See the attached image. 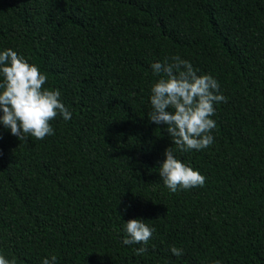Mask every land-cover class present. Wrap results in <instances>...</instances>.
Returning a JSON list of instances; mask_svg holds the SVG:
<instances>
[{"label": "trees", "instance_id": "16d2710c", "mask_svg": "<svg viewBox=\"0 0 264 264\" xmlns=\"http://www.w3.org/2000/svg\"><path fill=\"white\" fill-rule=\"evenodd\" d=\"M7 49L47 75L71 119L57 115L43 140L0 125V254L17 264H264V0H0ZM174 56L227 98L200 151L176 150L148 119L151 65ZM172 146L203 187L163 184ZM131 219L155 229L143 255L122 242Z\"/></svg>", "mask_w": 264, "mask_h": 264}, {"label": "clouds", "instance_id": "9594fccd", "mask_svg": "<svg viewBox=\"0 0 264 264\" xmlns=\"http://www.w3.org/2000/svg\"><path fill=\"white\" fill-rule=\"evenodd\" d=\"M154 75L159 79L150 90L152 111L148 119L156 125H165L176 150L200 151L214 142L211 135L216 123L214 105L226 102L220 92L218 81L209 74L198 75V69L179 56L151 65ZM0 125L10 129L19 141L28 136L43 140L54 135L51 126L57 115L65 121L71 113L60 100V91L44 87L47 75L34 64L12 49L0 52ZM164 161L159 167L163 184L172 192L203 187L206 178L190 166L181 162L174 154L173 146L165 149ZM154 228L141 219H131L124 223V245L141 244L134 249L136 255L145 254ZM174 256L183 255V250L172 246ZM0 264H17L0 254ZM41 264H57L55 255L42 260ZM214 264H220L219 261Z\"/></svg>", "mask_w": 264, "mask_h": 264}]
</instances>
